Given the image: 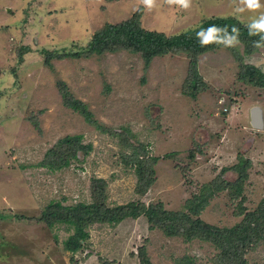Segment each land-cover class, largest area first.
Returning <instances> with one entry per match:
<instances>
[{
  "label": "rangeland",
  "instance_id": "rangeland-1",
  "mask_svg": "<svg viewBox=\"0 0 264 264\" xmlns=\"http://www.w3.org/2000/svg\"><path fill=\"white\" fill-rule=\"evenodd\" d=\"M140 8L141 26L166 36L212 17L234 15L246 25L264 12L241 11L240 0H192L188 9L156 0L152 10L138 0H0V264H139L136 252L143 245L149 264H174L183 256L193 264H212L216 249L210 244L150 230L143 216L90 226L71 263L62 249L69 232L19 218H39L50 202L90 203L96 181L104 182L110 207L161 202L167 211L185 212L186 201L202 187L217 178L233 182L229 168L241 158L249 169L240 194L217 192L199 218L230 228L264 198V86L239 82L238 62L229 52L219 48L199 56V74L209 90L195 99L181 92L184 54L154 57L146 71L139 54L123 50L55 57L85 51L93 33L128 20ZM238 49L242 54L243 45ZM242 56L264 75V46ZM57 80L101 127L122 136L99 133L65 108ZM255 106L262 112L258 129L249 117ZM33 115L42 133L29 121ZM74 135L91 145L84 158L78 153V160L54 172L38 166L46 150ZM129 145L141 146L145 155L139 158L152 162V184L144 195L136 193L135 167L125 161ZM246 258L264 264V243Z\"/></svg>",
  "mask_w": 264,
  "mask_h": 264
},
{
  "label": "trees",
  "instance_id": "trees-1",
  "mask_svg": "<svg viewBox=\"0 0 264 264\" xmlns=\"http://www.w3.org/2000/svg\"><path fill=\"white\" fill-rule=\"evenodd\" d=\"M142 8L133 14L131 18L118 24H105L100 30L93 33L87 49L80 53L70 55H58L57 58H89L106 53L127 51L139 54L143 60L145 71L154 57H164L167 54H184L187 59V74L181 84V92L188 98L195 99L198 94L208 91L202 81L198 70V58L200 55L223 48L237 60L239 72L237 80L253 87L264 86V75L254 66L243 62V53L251 54L259 47L264 46V33L252 35L249 27L239 21L234 15L225 17H212L201 21L197 27L183 31L179 34L166 36L162 32L148 31L140 24ZM211 25L217 28V39L202 47L196 37L201 29H207ZM233 26L237 31L233 30ZM231 38L232 44L226 41ZM238 44L243 45L240 53ZM54 56V55H53ZM52 56V57H53ZM51 57V56H50ZM56 88L62 105L81 115L86 124L96 131L111 136H122L113 129L101 127L87 106L76 100L68 91L66 83L57 80ZM234 100H228V106H232ZM33 128L42 133L40 122L36 116L28 117ZM131 155L126 163L135 167L136 193L144 195L152 184V171L149 159H140L145 152L142 147H127ZM91 150V145L82 143L81 135L66 136L59 139L53 146L45 151L43 159L38 163L40 167H46L54 172L69 166L73 159L78 160V153L84 158ZM193 158V155H190ZM249 162L239 159L235 165L229 168L235 176L233 182L216 179L201 188L198 195H193L186 201L185 212L167 211L161 202L145 205L141 202H129L125 205L110 207L107 205V192L104 182L96 181L91 192L90 203H78L62 206L58 202H50L42 211L39 218L19 217L25 221H34L44 224L48 229L63 227L68 233L62 241V249L69 253L70 262L74 263L73 256L83 249L84 243L89 238V227L93 225L116 226L127 219L144 217L150 230H160L165 236L180 238L190 243L198 240L210 244L216 252L211 258L212 264H251L246 255L254 251L256 247L264 243V198L252 213L244 215L243 219L230 228H220L203 222L199 216L208 206V201L214 195L223 190H228L231 198L240 194L242 183L247 179ZM225 170H222V172ZM144 245L136 252L139 264H149L145 254ZM174 264H193L192 260L183 256L176 258Z\"/></svg>",
  "mask_w": 264,
  "mask_h": 264
},
{
  "label": "clouds",
  "instance_id": "clouds-1",
  "mask_svg": "<svg viewBox=\"0 0 264 264\" xmlns=\"http://www.w3.org/2000/svg\"><path fill=\"white\" fill-rule=\"evenodd\" d=\"M164 2L170 6L177 5L180 8L188 9L191 6L192 0H164ZM240 3L244 6L241 11L248 10L257 12L258 10L264 9V4L261 3V0H240ZM138 5H143L148 10H152L156 7V0H138ZM250 21V24L246 25L250 29L249 34L258 35L264 33V12H260L258 17H252ZM233 30L239 34L235 26H233ZM196 37L202 47L207 46L209 43L216 41L217 28L215 25H211L207 29H201L197 32ZM226 44L231 45L232 39L229 38Z\"/></svg>",
  "mask_w": 264,
  "mask_h": 264
},
{
  "label": "water",
  "instance_id": "water-1",
  "mask_svg": "<svg viewBox=\"0 0 264 264\" xmlns=\"http://www.w3.org/2000/svg\"><path fill=\"white\" fill-rule=\"evenodd\" d=\"M250 124L253 128H262L263 120H262V112L261 109L257 106L252 107L250 110Z\"/></svg>",
  "mask_w": 264,
  "mask_h": 264
}]
</instances>
